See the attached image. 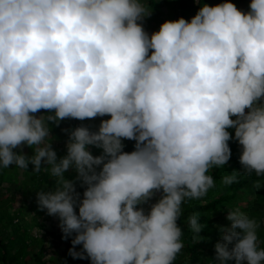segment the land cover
Here are the masks:
<instances>
[{"label":"trees","instance_id":"1","mask_svg":"<svg viewBox=\"0 0 264 264\" xmlns=\"http://www.w3.org/2000/svg\"><path fill=\"white\" fill-rule=\"evenodd\" d=\"M145 2L0 0V110L5 112L0 117V224L5 226L0 264H27L29 255L43 264L42 255L32 252L40 242L29 236V225L19 231L29 210L35 212L32 224L42 228L47 203L61 224L47 232L65 247L60 264L97 259L121 264L117 240L123 222L106 207L110 194L103 190L115 173L119 177L112 186L120 188V200L115 196L112 204L125 209L133 231L129 244L137 248L124 264H264V133L240 127L246 115L257 125L264 123V0H177V9L165 19L155 0ZM139 3L154 9L148 22L156 23L159 52L143 35L150 26L134 28L122 20L132 10L139 12L134 9ZM101 6L108 15L99 12ZM30 24L38 25L36 31H28ZM175 25L183 33L178 40ZM63 33L80 34L71 46L80 71L70 63L73 53L66 40L60 43ZM201 48L200 57L196 50ZM60 53L68 55L57 57ZM62 61L63 70L58 68ZM142 69L153 78L151 94L137 91ZM211 69L217 74L208 82ZM40 73L45 74L41 89ZM238 107L245 109L244 116ZM39 112L41 137L69 142L78 154H66L68 147L62 146L56 156L52 145L44 158L31 141L37 154L33 165L31 152L23 153L16 139L27 137L23 122ZM122 115L134 122L128 127L113 123ZM136 127L143 128L139 138L132 135ZM109 128L113 134L107 139ZM147 139L150 145L140 150ZM167 140L176 149L160 154L164 165L158 163L155 170L141 156L151 151L154 161ZM115 142L114 149L104 151ZM13 166L19 172L9 170ZM139 171L154 174L148 187L140 184ZM19 174L31 205L14 211L11 188L4 184L20 182ZM56 185L59 190L53 192ZM150 187L160 190L163 205L146 221L136 210L148 193L142 190ZM75 214L83 218L75 221ZM238 214L241 225L234 219ZM232 221L237 227L229 230ZM93 222L97 228L88 230ZM7 227L14 228V239ZM81 238H89L85 254L77 247Z\"/></svg>","mask_w":264,"mask_h":264},{"label":"rangeland","instance_id":"2","mask_svg":"<svg viewBox=\"0 0 264 264\" xmlns=\"http://www.w3.org/2000/svg\"><path fill=\"white\" fill-rule=\"evenodd\" d=\"M147 2V0H144ZM157 2V4L160 6V8L162 9L164 15L162 16V19L167 18L168 16L171 17L173 15V13L175 12L176 8V1L177 0H155ZM145 2V3H146ZM145 3H139L137 4L134 9H138L139 12H136L135 10H132L129 12V14L127 16H122V20L125 23H131L132 27L134 28H138L141 27L143 25L145 26H150L151 29L148 33L143 31V35L145 37V39L149 42H151V46L155 49H158L156 51L159 52L160 47L157 45L156 40L154 41V32L156 31V23L155 22H148V19L151 18L152 16V11L154 9H152V11L150 9H147L145 7ZM33 5V3H32ZM113 11V8L109 10ZM99 12L101 13H105L106 15H108V12H106V9L101 6L99 9ZM222 17H225V14L222 16H219L220 22H222ZM238 17L241 19L242 18V13L239 12L238 13ZM218 19V18H217ZM214 22H217L216 19H213ZM38 21H36L35 23H37ZM34 26V28H33ZM28 31H36L38 25L35 24H30L27 25ZM55 30L57 29V25L55 24L53 27ZM174 34L175 35V39H179V36L182 37V32H180V28L178 25L174 26ZM80 35V34H79ZM76 34H72L71 37H67L66 33H63L61 38H60V43L64 42L63 40H66V44H67V48L69 51H71L73 53V59L70 61V63L73 64V67L75 70L80 71V67H81V62H79L78 58L76 57V52L73 51L71 49V46L73 45V43L75 41H78L79 38ZM167 36V35H166ZM2 39V36L0 34V40ZM166 42L163 41V46H165ZM204 51V48L201 49H197L196 50V55H199L201 57V53ZM157 52V53H158ZM96 55H99V52L96 50L93 52ZM119 53V51L117 52V54ZM68 54L67 53H60L57 55V57H66ZM219 58V56H218ZM8 63L13 62V58L8 56ZM148 60H150V57L148 58ZM152 61V60H151ZM153 62V61H152ZM155 62V61H154ZM58 68L63 70L65 68V63L62 61L58 64ZM2 71L4 72V69H2ZM217 73L211 69L209 71V73L205 76L206 81L208 82H212L215 80V75ZM243 77H244V73H242ZM45 74L44 73H40L37 77V87L39 89H41V84L43 82ZM95 79V78H93ZM137 83V91L139 94H151V86L153 84V78L151 76V74L147 71H145V69L140 70V72L138 73V80L136 81ZM202 91H207L206 88H203ZM226 97H231V93H225ZM60 108H63V106L61 104H59ZM237 113L240 116H244L246 114V111L243 107H238L236 108ZM80 113H83L82 110ZM5 112L4 110H0V117H4ZM43 114H41L40 112L37 114L36 118H26L24 123V128L23 131L27 134L26 138H22L19 137L16 139V143L17 146L20 148V150L23 153H28L32 151L33 145H31V141H33L34 144H36L35 149L39 152L43 151V156L44 158L49 157L50 152L49 149L47 150L48 147H52L53 145V151H56L57 147H68L66 150V154H73L76 153L78 154L77 149L74 147H72L70 145V143L68 142H59V141H54V142H50L48 141L46 138H42L40 135V125L41 123H37L38 119H40V121L42 120ZM134 122V118H132L131 116H127V115H122L121 117L117 118L113 123H123L125 124L127 127ZM147 126V125H146ZM32 127V128H31ZM36 127V128H35ZM148 128H150V126H147ZM240 127L242 129H244L246 132L252 131L255 132L256 130L261 134L264 133V123L257 125L256 122L254 121V117L252 115H246L244 117L243 122H241ZM156 128V127H155ZM132 135L133 137H141L143 134V128L140 127H136L135 129H133L132 131ZM106 138L110 139L112 137L113 131H111V129L109 128L108 130H106ZM142 134V135H141ZM70 136H72V134H69ZM130 139H126L124 142L122 141L121 143L124 145L127 143V141H129ZM263 142H264V136H263ZM119 142H115V143H110V146H107L105 148L104 151H111L112 149H114L115 145H117ZM164 145H165V150H163V152L161 151H156V155H155V160H151L152 158H150L151 155V151L149 153L147 152H143V156H141V158L145 161H147V163H150L152 165V167L156 170L158 167V163L162 165H164V160L160 157V154H168L171 151H174V149H176V145L175 142L167 140V141H163ZM150 145V140L147 139V141H145V143L143 145H141L139 148L140 150L142 148H145V146ZM2 147H4V144L1 145ZM192 147L197 148L196 143L192 144ZM178 154H182L183 152L180 153V151H177ZM246 154L248 156H252L254 154L253 151H246ZM32 155V163L33 165L36 164L37 160H36V156L37 154L34 152H31ZM55 155H58V151L55 152ZM152 157V156H151ZM220 159V157L218 158V160ZM140 159H137L135 164L138 163ZM231 159L227 160V162H229ZM42 161V160H41ZM39 162V160H38ZM13 164H15V161H13ZM159 164V165H160ZM68 168H72V164H69L67 166ZM13 168V170H12ZM9 170H12V172H19V170H17V168L15 166L13 167H9ZM30 172H33L35 170H29ZM141 176H140V184L144 187H148V180L151 179H155V176L152 172H143L139 171ZM22 173V172H20ZM21 174H19V178L18 180H20V182L18 181V183H16V181H12L8 184V182H6L4 185L5 186H10L11 188V192L9 194L10 199L14 200L13 203V210H17L19 208H21L23 205H31V203L29 201H27L26 196L24 194L23 191H25V187L24 184L25 182L23 181V178L20 176ZM93 177L95 176V174L92 175ZM114 177H110L109 179H106V182L103 184V190L104 191H108L110 196H107V205L106 207L109 209V211H112L114 213H116L117 217H119L122 220V230H121V236L118 238V242H121L120 245V258H121V264H124L127 260L130 261L134 254L135 251L137 250L136 246L133 247L131 244H129V240L132 239L133 237V231L130 230L127 226L129 224V221L126 217V211L124 208L119 207L117 209H115V207L113 206L112 202H113V198H115V196L117 197V200L119 199V192H120V188L118 186H112L113 185V179L114 178H118L119 176L117 175V173H115L113 175ZM60 178L62 176H59ZM24 183H23V182ZM96 181V180H95ZM94 181V182H95ZM33 183V182H32ZM22 184V185H21ZM79 185V184H78ZM77 185V186H78ZM4 186V187H5ZM31 186V185H30ZM59 190V186L56 185L55 188H53V192L58 191ZM148 190V193L146 195H144L141 198V203H140V207L136 210L137 213H139V215L141 217H144L146 219V221H148L151 217V214L154 213L155 211H158L163 203L160 200L161 198V193L160 190L158 188L155 187H150L149 189H144L143 191ZM129 191V190H128ZM36 196V198H41L39 193H35L34 194ZM45 195V192H43V195ZM114 196V197H112ZM48 201V197L43 199L44 203H47ZM7 205V204H6ZM245 206V205H244ZM46 210H47V214L43 216V218H41L39 220V224L42 226L38 227V226H34L32 223V218L33 216H35V212L32 210H29L28 213H26L25 215V220L23 221V223H21L20 227V231L19 233H22L24 231V228L26 227V223L30 226H28V234L29 236L32 235V237H34L35 239H38V241L40 242V244H37L35 247H32V252L33 254H41L42 255V263L43 264H60L61 262V258L62 255L64 253L65 247L64 245L61 243V241L56 240L55 238H53L52 236H50L47 232H52V231H57L58 229H61V224L59 222V220L56 218V215L54 214L53 210H52V205L51 203H47L46 204ZM105 215V214H103ZM235 216V217H234ZM234 219L239 220L238 224L241 225L243 224L244 220L242 219L241 215H234ZM247 216V215H246ZM78 219H82L83 216L82 215H76L75 214V221ZM26 221V222H25ZM16 223L19 224L18 220H16ZM76 224V222H75ZM237 225L235 222H231L230 223V227H228L229 230L236 228ZM5 228V226H3L2 224H0V232H3V229ZM97 228V224L95 222L93 223H88V230H95ZM14 232V228L13 227H7V235L11 234L13 236H11L13 239L15 238V235L13 234ZM84 233V232H83ZM89 239V238H88ZM87 239V240H88ZM87 240H84L83 238H81L79 240L78 243V248L81 252H83L84 254L86 252H89L88 250H86V242ZM88 248V247H87ZM134 251V252H133ZM77 252V251H76ZM76 254V253H75ZM32 255H29L26 258L27 264H36V261H30L31 260ZM93 264H101L98 259L95 261V263ZM114 264V263H111Z\"/></svg>","mask_w":264,"mask_h":264}]
</instances>
